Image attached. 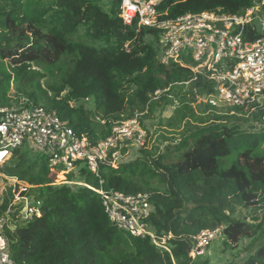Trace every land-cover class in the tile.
<instances>
[{
  "label": "trees",
  "instance_id": "obj_1",
  "mask_svg": "<svg viewBox=\"0 0 264 264\" xmlns=\"http://www.w3.org/2000/svg\"><path fill=\"white\" fill-rule=\"evenodd\" d=\"M262 0H163L165 17L187 12L243 13ZM121 0H0V106H43L92 143L109 137L115 124L137 114L148 116L161 103L178 101L170 122H184L179 139L163 152L145 146L116 167L101 164L78 173L83 184L66 182L64 171L43 153L19 146L1 167L6 192L0 215L11 204L15 176L42 200L41 215L17 219L8 228L17 264H210L192 260L193 237L223 226L233 247L254 239V250L233 264H264V220L234 216L237 206L264 208V105L243 119L244 106L220 115L195 110L198 97L215 91L205 76L187 65L160 60L159 32L125 25ZM244 38L260 36L255 24ZM152 36V40L147 37ZM162 92L154 98L155 92ZM93 99L94 109L82 103ZM200 108L201 103L197 104ZM206 108H216L205 103ZM231 111V110H229ZM245 120V121H244ZM100 189L128 194L146 192L153 206L148 222L158 234H170L171 252L150 239L135 237L111 222Z\"/></svg>",
  "mask_w": 264,
  "mask_h": 264
},
{
  "label": "built area",
  "instance_id": "obj_2",
  "mask_svg": "<svg viewBox=\"0 0 264 264\" xmlns=\"http://www.w3.org/2000/svg\"><path fill=\"white\" fill-rule=\"evenodd\" d=\"M162 1L121 0L119 16L125 25L159 32L163 63L187 65L196 77L202 75L213 82L215 91L205 95L206 103L215 107L264 105V18L255 13L256 6L243 13L214 10L167 18L160 9ZM249 24H255L260 33L254 41L244 38V29ZM161 92L157 90L154 98ZM146 138L138 114L115 124L106 139L92 143L43 106H0V177L5 176L1 167L6 159L22 145L43 153L52 165L64 167V172H78L85 166L97 173L101 164L116 167L128 147L141 148L146 145ZM10 180L14 197L0 215V264H17L7 232L8 228L15 227L12 216L15 214L17 219L28 221L42 211V200L28 194L29 184L16 177ZM99 192L105 212L119 229L150 239L161 250L171 252L169 240L173 234H158L148 222L153 211L149 193L128 194L104 189ZM221 233L223 226L204 229L195 235L189 252L191 259L205 256L209 245Z\"/></svg>",
  "mask_w": 264,
  "mask_h": 264
},
{
  "label": "rangeland",
  "instance_id": "obj_3",
  "mask_svg": "<svg viewBox=\"0 0 264 264\" xmlns=\"http://www.w3.org/2000/svg\"><path fill=\"white\" fill-rule=\"evenodd\" d=\"M103 6L106 9H109V3L110 0H100ZM256 14L259 15V17L264 18V3L263 1L256 3ZM257 22H259L258 18L256 19ZM259 26L261 28V25L259 23ZM152 36H148L147 39L152 40ZM84 106L92 110L94 109V102L93 99H87L82 102ZM201 103L200 108L197 107V104ZM205 101V96H199L196 103H194L195 110L198 112L204 111L206 115H210L213 112H217L220 115L229 113V115L234 113L233 106H218L216 108H206L203 110ZM179 106L178 101H176L174 104L172 103H161L153 112H151L148 116H144L142 118V126L144 127L147 138H146V145L145 148L148 150H154L157 153L163 152L168 143L172 140L179 139L182 136V133H184V129H186V124L184 122L177 124H172L170 122L171 117L174 115L175 109ZM231 110V111H229ZM246 112L243 113V115L238 116L243 119L249 120L250 123H256V121H253V110L251 111L247 108H245ZM143 115V113H140V117ZM141 121V119H140ZM245 121V120H244ZM30 148V151L33 154L39 153L35 149ZM139 147H128L123 153L124 155L120 158L121 162L130 161L133 158L136 157V155L139 153ZM64 167H58V170H63ZM64 177L66 179V182L68 185H70L73 188H76L77 186L83 184V177L77 172V171H71V172H64ZM4 177V176H3ZM15 177V176H13ZM11 177H7L9 181ZM6 184L2 183V179H0V192H6ZM0 193V194H1ZM34 200V199H33ZM34 202V201H33ZM234 216L236 218L240 219H253L254 217H258L260 220H264V208H248L244 209L242 207L237 206L236 211L234 213ZM254 239L252 238H243L240 240L238 245L232 246L230 244H227L225 242V237L223 233H221L216 239L212 241V243L209 245L207 249L206 255L202 258L203 260H208L210 264H233L236 262H239L243 260L245 257H247L253 250L254 246Z\"/></svg>",
  "mask_w": 264,
  "mask_h": 264
}]
</instances>
